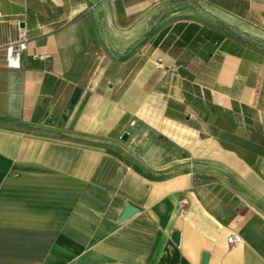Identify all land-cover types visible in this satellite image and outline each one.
Listing matches in <instances>:
<instances>
[{
	"label": "crops",
	"instance_id": "0c3cea01",
	"mask_svg": "<svg viewBox=\"0 0 264 264\" xmlns=\"http://www.w3.org/2000/svg\"><path fill=\"white\" fill-rule=\"evenodd\" d=\"M205 252L264 264V0H0V264Z\"/></svg>",
	"mask_w": 264,
	"mask_h": 264
},
{
	"label": "built area",
	"instance_id": "2783aa9c",
	"mask_svg": "<svg viewBox=\"0 0 264 264\" xmlns=\"http://www.w3.org/2000/svg\"><path fill=\"white\" fill-rule=\"evenodd\" d=\"M160 2L162 0H155ZM29 37L25 28L20 27L18 32V38L14 41H11L6 46V62L9 67L19 68L21 67V55L22 52L28 48ZM38 58H47L48 54L37 55ZM242 240L241 236L234 234L228 238V243L230 245L236 244Z\"/></svg>",
	"mask_w": 264,
	"mask_h": 264
},
{
	"label": "water",
	"instance_id": "95a60500",
	"mask_svg": "<svg viewBox=\"0 0 264 264\" xmlns=\"http://www.w3.org/2000/svg\"><path fill=\"white\" fill-rule=\"evenodd\" d=\"M128 137V133H125L123 138H127ZM138 211V209L132 205H128L125 212L123 213L121 220L124 221L126 219H128L129 217H131L132 215H134L136 212ZM174 240L176 242H179V233L175 232L174 236H173ZM210 260V253L205 252L203 254V259H202V264H208Z\"/></svg>",
	"mask_w": 264,
	"mask_h": 264
}]
</instances>
